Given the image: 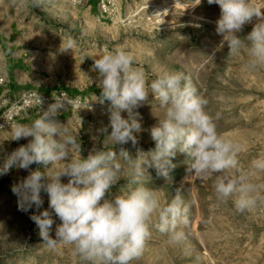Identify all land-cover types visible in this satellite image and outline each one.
<instances>
[{
	"label": "rangeland",
	"instance_id": "374dc122",
	"mask_svg": "<svg viewBox=\"0 0 264 264\" xmlns=\"http://www.w3.org/2000/svg\"><path fill=\"white\" fill-rule=\"evenodd\" d=\"M251 3L264 9V0ZM38 4L0 0V63L18 87L37 89L53 101L57 97L71 101L59 119L81 140L82 152L73 151V158L86 156L94 147L114 148L102 132L109 124L107 102H95L100 85L92 66L94 59L120 47L134 56L149 84L163 71L190 77L209 101L208 111L218 116V132L239 145L238 167L229 174H250L253 182L264 186V173L252 168L253 161L264 158V68L247 69L246 52L227 55L216 33L217 4L208 0H38ZM252 26L246 25L240 35L246 36ZM69 38L75 45L65 51ZM135 111L142 127L138 145L123 146L133 157L137 148L154 147L150 129L162 118L163 109L149 94L148 103ZM31 112L39 115L40 108ZM122 115L127 118V113ZM14 126L0 131V165L7 153L28 142L11 141ZM120 162L121 181L111 196L130 187L127 164ZM173 163L176 167L166 181L149 169L145 182L156 191L162 207L176 194L189 207V223L181 226L186 239L173 243L168 234L152 227L143 255L133 264H264V189L257 205L240 213L231 200L217 199L212 179L188 172L191 161L183 154L177 153ZM27 175L16 169L0 174V264H86L70 245L61 242L53 249L44 244L30 216L48 208L46 194L42 193L39 209H18L11 188ZM56 224L50 232L53 238Z\"/></svg>",
	"mask_w": 264,
	"mask_h": 264
},
{
	"label": "clouds",
	"instance_id": "9594fccd",
	"mask_svg": "<svg viewBox=\"0 0 264 264\" xmlns=\"http://www.w3.org/2000/svg\"><path fill=\"white\" fill-rule=\"evenodd\" d=\"M31 2L39 6L38 0ZM208 3L219 6L216 33L222 37L227 55L237 57L246 52L247 69L264 68V9L251 0ZM249 24L252 30L242 37L240 33ZM74 45L69 38L65 51ZM92 71L100 85L95 102H107L109 124L102 132L113 143V150L94 147L86 156L73 158V151L82 152L81 140L78 142L59 119L71 101L57 97L45 107L41 97L38 118L12 129L11 141L28 142L7 153L0 165V174L13 169L28 173L11 188L19 210L39 209L42 193L47 195L48 208L30 216L46 246L55 249L61 242L70 245L86 264H133L143 255L152 227L168 234L173 243L184 241L181 226L189 223V207L179 194L162 207L156 191L145 182L146 175L150 178L149 169H155L166 181L176 167L173 160L177 153L191 161L188 172L214 181L213 189L221 203L231 200L240 213L257 205L264 186L253 182L250 174H229L238 167L239 145L218 132V116L208 111L209 101L190 77L163 71L149 84L145 72L135 66L134 56L120 47L94 59ZM149 94L159 101L162 118L156 117L157 123L150 129L154 147L148 151L137 148L133 157L123 146L129 142L138 145L137 134L142 127L135 110L148 103ZM122 113H127V118ZM120 160L127 164L130 187L111 196L112 188L121 181ZM252 168L264 173V158L253 161ZM55 218L60 223L56 224ZM54 224L55 238L50 235Z\"/></svg>",
	"mask_w": 264,
	"mask_h": 264
},
{
	"label": "built area",
	"instance_id": "2783aa9c",
	"mask_svg": "<svg viewBox=\"0 0 264 264\" xmlns=\"http://www.w3.org/2000/svg\"><path fill=\"white\" fill-rule=\"evenodd\" d=\"M44 106L52 98L34 88L16 89L8 79V71L0 63V131L16 124L19 117L28 111L40 108V98Z\"/></svg>",
	"mask_w": 264,
	"mask_h": 264
},
{
	"label": "crops",
	"instance_id": "0c3cea01",
	"mask_svg": "<svg viewBox=\"0 0 264 264\" xmlns=\"http://www.w3.org/2000/svg\"><path fill=\"white\" fill-rule=\"evenodd\" d=\"M11 85L16 89H22V87H18V85H16L15 81H12ZM38 116V114L30 111L21 115L18 122H20L19 124H31L35 119L38 118Z\"/></svg>",
	"mask_w": 264,
	"mask_h": 264
}]
</instances>
